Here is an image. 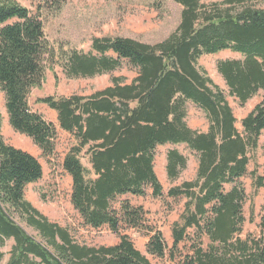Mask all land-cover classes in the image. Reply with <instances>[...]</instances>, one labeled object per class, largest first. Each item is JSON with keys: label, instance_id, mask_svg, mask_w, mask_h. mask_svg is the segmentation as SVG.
<instances>
[{"label": "trees", "instance_id": "obj_1", "mask_svg": "<svg viewBox=\"0 0 264 264\" xmlns=\"http://www.w3.org/2000/svg\"><path fill=\"white\" fill-rule=\"evenodd\" d=\"M32 1H40V11L66 2ZM172 1L182 7L181 20L166 40L94 39L89 53L72 50L60 60L40 17L14 0H0V92L9 123L45 157L53 155L57 130L29 103L45 83L48 65L61 64L69 79H79L112 73L126 62L137 72L130 84L114 78L112 86L90 97L37 101L56 112L60 128L75 140L63 161L74 210L95 229L108 226L120 234L125 226L145 233L150 255L178 264H264V202L258 234L242 238L246 194L240 182L248 174L250 152L264 137V99L242 120L240 132L225 92L199 66L203 56L230 51L241 59L217 66L229 95L244 105L264 90V9L246 0ZM187 103L204 113L206 132L187 124ZM1 129L0 113V264H151L127 235L120 234L115 246L88 247L48 220L25 197L27 186L43 177L41 163L7 144ZM163 145H184L197 158L195 178L168 191L169 198L185 200L171 248L142 206L128 200L115 206L121 197L145 196L148 186L163 196L155 172L156 150ZM188 160L177 148L168 151L170 182ZM255 186L264 188V176L255 178Z\"/></svg>", "mask_w": 264, "mask_h": 264}, {"label": "rangeland", "instance_id": "obj_2", "mask_svg": "<svg viewBox=\"0 0 264 264\" xmlns=\"http://www.w3.org/2000/svg\"><path fill=\"white\" fill-rule=\"evenodd\" d=\"M26 7L32 14L39 16L43 21L45 33L52 47L55 49V58L61 60L62 54L72 50L84 53L91 51L94 39L103 38H131L142 43L157 44L166 40L179 26L182 7L172 0H66L57 10H39L40 1L14 0ZM221 3L223 0H213ZM247 3L258 9H264V0H246ZM241 56L230 51L216 55L203 56L199 66L206 71L226 94L227 100L233 109L237 123L236 127L243 132L242 120L264 99V90H261L246 104L241 105L238 99L229 95V90L218 73V63L226 60H239ZM137 72L126 62L116 71L95 76L92 78L69 79L61 64H49L46 70V79L43 86L35 89L29 99L32 110L40 113L48 122L52 123L58 134L56 150L53 155L45 157L42 151L25 135L16 132L10 125L5 108L4 94L0 92V113L2 116V136L5 142L36 157L43 167V177L36 183L27 186L26 199L37 208L48 220L65 228L74 240L88 247H111L120 241V234L127 235L135 248L139 250L151 264H178L168 257L163 259L152 256L147 252L149 237L136 229L121 227L120 234L114 233L108 226L99 229L84 224L79 214L74 210L71 202L72 180L63 168V161L68 151L75 144L74 138L64 132L58 123L57 114L48 106L37 101L46 97H71L74 95L90 97L113 85L112 80L119 78L125 84H130ZM186 121L193 130L206 132L208 121L204 113L192 103L186 105ZM177 148L188 156V166L180 177L170 182L166 173L167 153ZM248 174L240 180L246 194L243 205L245 223L242 238L247 235H257L260 223L261 208L264 202V188L255 186V178L264 176V137L260 140L257 150L250 152ZM89 167L87 159L82 160ZM197 158L189 152L186 146L163 145L156 150L155 172L163 188V196L156 197L153 189L146 187V194L142 197L124 196L115 203L128 200L133 206H142L147 212L150 225L159 229L168 248L173 245L172 227L179 222L184 209V199L168 197V191L173 186H179L185 181L195 178ZM231 186H227V191ZM28 232L35 235L31 229ZM13 242L4 248L5 261Z\"/></svg>", "mask_w": 264, "mask_h": 264}]
</instances>
